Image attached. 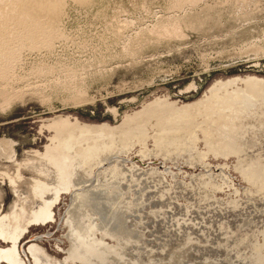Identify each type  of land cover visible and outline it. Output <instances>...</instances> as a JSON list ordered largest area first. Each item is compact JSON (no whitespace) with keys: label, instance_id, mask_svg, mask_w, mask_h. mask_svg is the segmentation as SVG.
I'll use <instances>...</instances> for the list:
<instances>
[{"label":"rangeland","instance_id":"rangeland-1","mask_svg":"<svg viewBox=\"0 0 264 264\" xmlns=\"http://www.w3.org/2000/svg\"><path fill=\"white\" fill-rule=\"evenodd\" d=\"M22 3L48 8L40 22L57 24L63 34L44 48L52 33L46 28L40 47L24 48L10 72H0L1 213L23 216V206H37L34 178L46 176L31 162L43 160L40 153L55 133L48 127L53 119L63 115L73 127L93 126L75 129L86 133L78 142L84 150L131 124L132 131L119 132L131 139L123 144L114 134V154L108 149L92 162L91 178L83 177L85 186L102 185L94 174L105 171L100 178L106 179L118 173L121 183L111 177L112 188L106 184L113 197L106 220L98 205L84 203L86 195L73 208L74 220L92 215L87 220L96 225L89 229L93 235L84 229L88 238H101L102 256L108 251L106 259L91 255L92 264H264V0ZM232 102H241L239 114H245L230 119L234 127L224 125ZM164 134L179 136L181 143L160 150ZM19 162L28 165L15 191L1 172L16 176ZM72 203L71 194L61 192L53 219L29 226L21 246L37 244L51 259L87 264L67 257ZM79 218L73 224L83 227ZM10 245L0 239V248Z\"/></svg>","mask_w":264,"mask_h":264},{"label":"bare ground","instance_id":"bare-ground-1","mask_svg":"<svg viewBox=\"0 0 264 264\" xmlns=\"http://www.w3.org/2000/svg\"><path fill=\"white\" fill-rule=\"evenodd\" d=\"M27 1H32V3L33 2H38V3L46 4V3H49L50 1H53V0H0V62H1L0 64L2 65V66L0 65V72L2 74H4V73L8 74L10 72V70L12 68L11 66L14 64L15 61L18 60L17 59L18 56H19L18 54L20 53L21 50H24V48L25 49H29V50L30 49H34L35 48L34 46L36 44L40 43V42H37V41H38V39L40 37L43 38L44 31L45 32H47L49 30L52 31L51 35H49V37L47 39H45L44 42H43L44 43V45H43L44 48L50 47V45L53 44L52 43L53 39L55 37L61 36L63 34V33L61 34L60 33L61 31H59V29H57V27H58L57 24L49 23V22L44 24V23L40 22V19H41L40 17L42 16V14H44L45 12L49 13V12H47L48 8L44 7V5H43L42 8L35 7L36 4H35L34 8H32L28 4L25 5V3L24 4L22 3V2H26L27 3ZM5 2H11L13 5L12 6H6V5L4 6L3 3H5ZM60 9L61 8H58V10H60ZM55 12L56 11H54V14H55ZM44 17H45L44 19L46 20L47 16H44ZM55 18H56V16H55ZM47 21H49V19H47L46 22ZM166 28H168V27H166ZM47 33H45V34H47ZM52 36H54V38H52ZM42 38L40 40H42ZM37 46H39V44ZM220 82H222V81H220ZM263 93H262V96H263ZM246 96H251V95H250V93H248V94H246ZM262 100H264V99H262ZM231 104L234 106V109H233V112L230 115H228V117H227L228 121H225L226 123H224V125H232L234 127L235 124L232 123V121H230V119L231 120L234 119L233 121H237L235 119V117L237 118L238 115H240V116L242 115V114H239L240 113V109L242 107H241V102H239L237 104H236V102H232ZM231 104H230V106H231ZM246 107H248V106L246 105ZM261 108L263 110V107H261ZM139 113L140 112H138V114ZM256 114H259L258 110H257ZM62 116L61 117L58 116L57 118L52 120L51 124H48L49 125L48 127H51V126L53 127L55 133H54L53 136H51V139H50L51 143L47 144L45 153H40V155H42V157H43V160L39 164H35V163H33V161L31 162L32 164H34L37 167V171L39 172V174H42V175L46 176V180L42 179V178H34V182H35L34 193H35V195L39 196V199L37 201V206L35 208H31L29 211H28V209L25 206H23L22 207L23 213H24L23 216L20 213H18V212H15L14 214H10V213L3 214V213H1L2 210L0 211V214H2L1 217H0V239L5 240V242L9 241V243L11 244L7 248H0V258L8 257V259L9 258L11 259V260L10 259L9 260L12 262V264L13 263L19 264V261L17 260V258L15 257V254H14V250L15 249L17 251V254L20 256L18 258H20L21 260H23V257H22L23 255H22V252L20 250H23V252H25L26 256L28 257V262H30V260H29V257H30L31 259H33L35 264H66L65 261H60L58 259H53V258L51 259L50 255L48 254L49 255L48 256L45 253V251H44L45 249L43 250V248L38 246V245H33L32 244L29 247H27L26 250L24 249V247L21 246V244L19 246L20 240L22 239L23 235L28 231L29 226L37 225V224H41V223H46V222L50 221L53 218V215H52V213H53V205L55 204V202L57 201L58 197L60 196V193L63 192V191H66V190L71 194L72 202H73L72 205L70 206L69 211H68V216L69 217L67 219V224L69 223V225H70L69 226L70 229H69L68 234H69V237H71L70 240L72 241V242L70 241L72 244L69 247L70 250H69V254H68L67 257H71V259L74 258V257H78L79 259H81L82 261L86 262L87 264H92V262H91L92 258H90L91 255L92 256L93 255H96V256L98 255V257H100V256L103 257V258L105 257V259L107 258L106 255H107L108 251L104 247H103L105 249L104 251H106V254L104 252L105 256H102V253L101 254L99 253L100 250L102 249V248L99 249V247H98L99 242H101V238H97V239H100V241L98 240L97 242H96L97 239H94L96 237H94L93 239L88 238L89 235H91V233L89 231L90 227L96 226V225L92 224L93 222L92 223L88 222V220H89L88 218L90 216H92V215H90L91 213L88 212V215H90V216L87 215L88 216V218H87L88 220L86 219V217L83 218L84 219L83 220L81 218V217H83L82 215H80L81 216L80 217L81 219H80L79 218V214H78V218L80 220H83L82 221L83 223L80 224L83 227H78V226L74 225L75 223L73 224V221H76L78 219L77 218L76 220H74V217L75 218L77 217V216H74L77 212L75 213L74 212L75 209L73 210V208H76V206H79V203H77L78 205H76V203H75L76 200L77 201L78 200L82 201V203L84 201H86L84 203H87V202L95 203L96 205H98L97 209L101 213V219L104 220V221L106 220V216H107L106 214L108 212L106 210V207L109 205V201H111V198H113V197L110 196L112 194H110L107 191L108 189H106V188L109 185H110V187L112 186V184H110L109 181L111 182V177H114V175H116V177H117L118 173L116 174V172L113 170L115 172V174L114 175L113 174L110 175L109 173H111V171H109L108 174L110 176L109 175L108 176L110 177V179H109V177H106L107 175H105L106 179H104V177H103V179L100 178V176L102 177V175H103V173L105 171H103L102 173H99V174H94V176H95L94 178H96V176H97V178H96L97 182H99V180L104 181V183L102 182V185L100 183L99 184L98 183L97 184L96 183H92L91 185H87V184H89L87 182L86 183L87 186H85L84 183H85V181H87V179L89 177L91 178L90 173H91V170H92L91 168H93V167H91V164L95 163L94 161L99 162L101 160L100 157H102V155H104V153H107L108 149H109L110 152H112V154H114L113 151L110 150L112 148L111 143L113 141L115 142L117 137L120 140H123V141H120V142H122L123 144L124 143L126 144L128 142V140L131 139V137L128 135L126 138H123V137L120 136L119 132L132 131L133 130V126L131 128V124H129V125L124 124V125L121 126L123 128H120V130L118 129L119 131H116L117 133H114V131L111 132V133H108L109 137L106 136L108 138V140H106L107 139L106 138V139H103L102 141H100V142H103V144L96 143V145L94 144L95 146H91L88 150H86V149L84 150V149L81 148L82 146L79 145L78 142L80 140H84L86 138L85 137L86 133L84 131L88 132V130L93 128V126L91 127L90 124L89 125H86V124L85 125H77L76 124L75 126H77V127L79 126V129H83L84 131L83 132H81L80 130L75 131V129L77 127L71 126V123L68 122L70 120L68 118H62ZM242 116L245 117V114L242 115ZM256 116H259V115H256ZM64 117H67V116H64ZM253 118L250 119V120H252V121L255 120ZM256 119H257V117H256ZM261 119H263V118H261ZM250 120H248V121H250ZM242 121H243V119H242ZM242 121H241V123L243 124ZM259 121H260L259 122V125H260V123L262 121L261 120H259ZM250 123L253 125V122H250ZM250 123H248V124H250ZM254 124H256V123H254ZM243 125H245V123ZM242 126H241V128H242ZM260 126H262V125H260ZM263 126H264V124H263ZM248 127H250V126H248ZM244 128H245V126H244ZM247 129H249V128H247ZM81 133H83V135L78 136ZM136 133L138 135H140L141 132L137 130ZM239 133H241V132H239ZM102 134H104V133H102ZM114 134H116L118 136L116 137ZM236 135H237V133H236ZM102 136H101V138H103ZM161 136L162 137H160L158 139L159 144L157 143L159 145L158 148H160V150L163 149V148H166V149H163V150L164 151H168L169 148L172 147V145L176 144V146H177L179 144V143L177 144L176 141L180 142L179 141V138H180L179 136L175 137L174 139L171 138L169 134H164V135H161ZM5 140L7 142V139H5ZM93 141H97V140L93 139ZM106 141H108V142H106ZM108 143H110V144H108ZM115 144H116V142H115ZM117 145H119V144L117 143ZM117 145H115V146H117ZM7 146H8V144H7ZM178 147H177V149H179ZM7 149L10 150V148H7ZM171 153H174V152H171ZM10 154H14V153H10ZM107 154H109V153H107ZM107 154L104 156L105 158L103 157L102 159H106L107 158L106 157ZM2 155L6 156V154H4V153ZM169 155H170V153H169ZM11 156L13 157V155H11ZM109 157H111V155H109ZM12 159L14 160V158H12ZM100 163H98V164H100ZM25 165H28V164H22L21 162H19V166H18V169H17L16 176L11 175L8 171H5V170H3L1 172V173L5 174L7 176V178L11 182V184L15 187V191H17V186L19 185V180H21L23 178V166H25ZM95 165H96V163H95ZM115 167L116 166H114V168ZM118 169L120 170L119 167H118ZM115 170H117V167H116ZM106 171H108V170H106ZM92 172H94V171H92ZM105 173H107V172H105ZM120 173H121V171L119 172V174ZM3 174H1V175H3ZM84 175H86V177H88V178L84 179L83 178V177H85ZM1 177H3V176H1ZM80 178H83V179H80ZM113 179H115V181L117 182L119 177H118V179H116L115 177ZM89 180H91V179H89ZM107 181H108L109 185L107 184ZM118 183H121V182L118 181ZM103 184H105V185L103 186ZM114 184H115V182H114ZM116 185H118V184L117 183L115 184V188H116ZM121 186L122 185L120 184L119 187H121ZM116 192H117V190H116ZM86 193H88V195H91V197H94V198H91V200H90L89 197H88L89 200H87V194ZM108 193H109V196H108ZM84 196L86 197L85 200L83 198ZM90 203H88V204H90ZM82 206H80V207H82ZM85 206H86V204H85ZM85 206H83V207H85ZM83 207L81 209H84ZM86 207L87 208L89 207V209H90V205H88ZM76 210L78 211V209H76ZM81 211L82 210H80L79 213L83 214L84 211H82V212ZM86 211H88V210L86 209ZM85 213H84V215H85ZM77 222H78V220H77ZM94 223H96V222H94ZM76 225H78V224L76 223ZM84 227H85V229L87 228V230L89 231V233H90L89 235L87 234L88 231L85 230ZM127 228H130V227H127ZM96 229H98V228H96ZM132 229H134V227ZM138 229H136L135 232H137ZM103 230H105V229H103ZM106 231H107V229H106ZM106 231H105V233H106ZM129 231H131V230H129ZM93 232H94V230H93ZM93 232H92V235H93ZM97 232H99V231L97 230ZM138 232L140 233V231H138ZM101 233H103V232L101 231ZM119 234H121V233H119ZM103 235H102V238H103ZM120 242H121V240H120ZM103 243H105V242H103ZM104 245L106 247V244H104ZM13 246H15V247L12 248ZM112 247H113V245H112ZM115 250H117V249H115ZM115 250H114L113 253H115ZM109 251H111V250H109ZM109 253H111V252H109ZM119 253H121V251L120 252L118 251L116 254H119ZM111 256H112V254L109 256L110 259H111ZM8 259H3V260H1L0 263L4 262L6 264H11ZM93 259H95V258H93ZM102 260H103L102 261V263H103L104 259H102ZM107 260H109V259H107ZM66 261H67V259H66ZM136 262H138V261H136V259H135V263ZM143 262H146V261L144 260ZM143 262L141 261L139 263L141 264ZM96 263H98V262H96ZM111 263H109V264H111Z\"/></svg>","mask_w":264,"mask_h":264},{"label":"flooded vegetation","instance_id":"flooded-vegetation-1","mask_svg":"<svg viewBox=\"0 0 264 264\" xmlns=\"http://www.w3.org/2000/svg\"><path fill=\"white\" fill-rule=\"evenodd\" d=\"M45 153V152H44ZM53 208H54V206H53ZM1 215L2 214H0V217H1ZM52 215H53V217H54V214L52 213ZM53 219V218H52ZM51 219V220H52ZM67 219V218H66ZM42 224V223H41ZM37 225H40V224H37ZM30 232V230H28L26 233H29ZM23 237H24V235H23ZM20 244H21V240H20V243H19V246H20ZM33 245H37V244H33ZM30 246V244L27 246V247H29ZM39 246V245H38ZM15 246H13L12 248H14ZM27 247L26 248H24L25 250L27 249ZM21 251V250H20ZM31 251V250H30ZM14 254H15V257L17 258V260L19 261V264H33L34 263V261H33V259H31L30 257H29V260H30V262H28V260L24 257V256H22L23 257V260H21L20 258H18V257H20L18 254H17V251H16V249L14 250ZM3 259H8V257H3V258H0V262H1V260H3ZM10 259V258H9ZM8 259V260H9ZM11 260V259H10ZM9 260V261H10ZM4 262H2V263H0V264H3ZM10 263L12 264V262L10 261ZM4 264H6V263H4ZM13 264H15V263H13ZM35 264V263H34Z\"/></svg>","mask_w":264,"mask_h":264}]
</instances>
